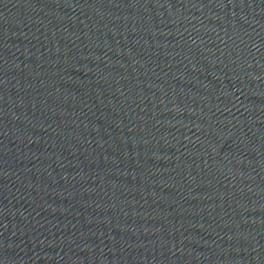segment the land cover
<instances>
[{
    "label": "water",
    "instance_id": "1",
    "mask_svg": "<svg viewBox=\"0 0 264 264\" xmlns=\"http://www.w3.org/2000/svg\"><path fill=\"white\" fill-rule=\"evenodd\" d=\"M0 264H264V0H0Z\"/></svg>",
    "mask_w": 264,
    "mask_h": 264
}]
</instances>
